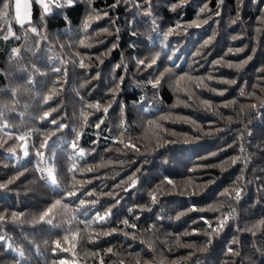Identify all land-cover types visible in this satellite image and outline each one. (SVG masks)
<instances>
[{"label":"trees","instance_id":"16d2710c","mask_svg":"<svg viewBox=\"0 0 264 264\" xmlns=\"http://www.w3.org/2000/svg\"><path fill=\"white\" fill-rule=\"evenodd\" d=\"M10 5L0 17V264H264V0H73L50 13L32 0L23 27ZM85 35L91 47L79 44ZM157 52L155 65L138 66ZM161 73L153 89L147 82ZM181 76L212 79L181 81L189 100ZM161 115H170L162 133L148 124ZM134 172L129 188L122 182ZM57 198L76 211L41 221ZM109 208L106 223L93 222ZM66 235L75 248L53 255L58 239L70 248Z\"/></svg>","mask_w":264,"mask_h":264},{"label":"snow or ice","instance_id":"6c2138e0","mask_svg":"<svg viewBox=\"0 0 264 264\" xmlns=\"http://www.w3.org/2000/svg\"><path fill=\"white\" fill-rule=\"evenodd\" d=\"M35 2L39 3V4L44 8L45 12L48 11V6H47V4L44 3V0H35ZM0 6H2V7H0V17H3V18H4V17H7V16L9 15V8H10V6H11V5H10V0H0ZM30 7H31V6H30V3H29V0H23V3H22V9H23L22 21H21V23H18V24H19L20 26H22V27H23L25 24L29 23V18H30V15H31ZM206 8H207V5H205L204 8H201V12L205 11ZM89 23H90V21H86V22H85V26H84V32H85V33L88 32ZM193 23H196V22L194 21ZM202 23H207V21H206V20H205V21H202ZM197 26H198V25H197ZM154 30H155V26H154ZM30 31L33 32V33H35V32H37V29H36L35 27H32V28L30 29ZM172 32H173V29L169 28L168 32L164 33V37H163V38H164L165 41H167L168 36L171 35ZM79 44H80L81 46H86V47H91V46H92V45H91V42H90V37H89L88 35H85L84 38L80 39ZM230 51H231V50H230ZM102 55H103V54H102ZM159 56H160V53H159V52L155 53V55L151 58V62L148 63V64H146L145 60L140 59V60H138V62H137V63H138V66L143 65V66H146V67H152L153 65H155V64L157 63V59L159 58ZM249 59H250V58H249ZM214 63H215L216 65H219V64L222 63V60H217V61H215ZM246 63H247V60H245V61H243V62H241V63L235 64V65L229 63V64H228V67H235V68H237V69H241V68H243V66H244ZM87 66H88V65H86L85 62H84V60L82 59L81 62H80V67H81V68H85V67H87ZM117 67H120V65H117ZM55 70H56V71H59V69H55ZM165 71H169V69H166ZM261 71H264V69H261ZM162 77H163V73H161V75H160L159 77H156L154 80H149V81L147 82V84L150 85L153 89H156V88L158 87V85H160ZM121 79H123V77H121ZM210 79H212L211 76H208V77L181 76V77H179L178 80H177L178 90L184 91L185 94L188 95L189 100H191V99H192L191 89H190L189 87H185V88H183V89L179 88L180 82H181V81H185V80H187V81H189L190 83H195V84H196V87L199 88V87H207V85L204 83V81H205V80H210ZM223 82H225V83H230V84H236V83H237V81H236L235 79L230 80V81L225 80V81H223ZM145 86H147V85H145ZM253 87H255V85H254ZM219 94H220V95H223L224 92L221 91V92H219ZM241 95H242V96L245 95L243 89L241 90ZM178 103H179V101H178ZM201 103L204 105V107H205L206 109L211 110L212 105H211V103H210L209 101H206V100H205V101H201ZM235 103H236V101L233 100V101L229 102L228 104H223V105H221V106H222V107H229L230 104H235ZM88 106H89L90 108H94V109H96L97 111H99V110L101 109V105L98 104V103H96V104L89 103ZM176 106H177V105H175V104L173 105V107H176ZM185 106H187V105H185ZM260 106H261V107H264V101H261ZM250 107H251L252 109H256V108H257V104L253 103V104L250 105ZM103 111H104L105 113H107V112H108V107H103ZM241 112H243V107H241ZM48 115H49L48 113H45V118H47ZM169 118H170V115H169V116L161 115V116H159L158 121H151V120H150V121L148 122V124H149V126H150L151 128H157V129H159V132L162 133V132L165 131V129L159 124V121H165V120H167V119H169ZM176 119H185V120H187V117H177ZM229 119H231V118L229 117ZM53 123H55V121H53ZM101 123H103V121H101ZM96 127L99 128L100 125L97 124ZM18 139H20V140H24V137L21 136V137H18ZM78 139H79V137H78ZM156 139L159 141V140H160V137H159V136H156ZM48 142H49V141H45L44 143H42V144L40 145V148L45 147V146L48 144ZM163 142H164V143H167L168 141H163ZM119 143L124 144V147H125V148H133V147H134V145H133L132 143H130V142L125 144L124 141H123L122 139L119 140ZM72 147H73V149H75V148L77 147V145H76L75 143H73V144H72ZM137 151H139V149H137ZM37 154H38V156L40 157L39 164H41V165H45V164H46V161L44 160V153H43V151L38 150V151H37ZM27 155H28V152L25 151V156H27ZM79 155H80V156H83V155H84V152L81 151V152L79 153ZM233 163H235V160H233ZM41 171L43 172V168H41ZM89 171H91V169H89ZM136 171L139 172L140 169H137ZM49 175H53L51 169L48 170V176H49ZM129 182H130V183H129ZM122 183H128V187H129V188H131V187H135V185L137 184L136 173L134 172L132 175H130V176L128 177V181H124V182H122ZM165 183H167L168 185H172V186H173V189H175V188L177 187L172 179H167V178H166V179H165ZM51 184L55 186V181H53ZM117 187H119V185H118ZM127 190H128V189L125 188V191H127ZM158 193H159V194H163V190L161 189V187H160L159 185L157 186V189H155V190H153L152 192L149 193L150 200H151V203H152L153 205L156 204V203L158 202V199H159ZM93 194H94V193H92V192H89V193H88V195H93ZM180 194H182V195H183V194H191V195H195V194H198V193L195 192V191H193V192H191V193H187L186 189H181V190H180ZM225 194H227V193H222V195H225ZM69 195H74V196H76V195H77V192H75V193H71V194H69ZM107 195L111 196L112 193H107ZM240 196H241V190H240V189H235V197H234V198L238 200V199L240 198ZM67 197H68V196H67ZM95 203H96V201L93 202V204H95ZM118 203H119V200H117V204H118ZM61 208L63 209V212H64V213H69V212H75V211H76L75 209H70V208H69V205H68L67 203L62 202L59 198H57V199L55 200V202H54L50 207H48L46 211L43 212V214L40 216V220H41V221H44L45 218L49 217L50 214H53L55 210H59V209H61ZM149 210H150V209H149ZM191 210H192V211H195L196 208L193 207ZM129 211L131 212L132 209H129ZM110 214H111V208H109V209H108L107 211H105L103 214H99V213L96 214V216L94 217V221H93V222L98 223V224H100V223H106L108 217L110 216ZM184 214H185L184 212H180L176 218L179 219L180 216H183ZM13 215H15V213H14ZM230 215H231V214H230ZM137 219H138V218H137ZM158 219H159V217H158ZM228 219H229V216H224V217L220 220L218 226H217L216 228H212V233L219 234V231L222 230L223 226L227 223ZM204 222H205V223H208V221H207L206 219L204 220ZM47 223L51 224V223H52V220H51V219H48V220H47ZM122 223H123L126 227H133V228L136 227L134 224H129V221H128L127 219H124V220L122 221ZM260 223H261V224H264V221H261ZM209 226L211 227V225H209ZM256 227H259V225H257ZM115 231H116L115 228L107 229V230H104V231L102 232V235L107 236V235L112 234V233L115 232ZM100 234H101V233H98V235H100ZM189 234H190V233H188V232H185V233H184V235H189ZM63 240H64V242H65L66 244H69V245H70V248H63V247H61V241L58 239V240L54 241L53 255H55L57 249H59L60 251H69L70 249H74V248H75L76 245H75L74 241L76 240V235H72L71 237H69V236L66 235V236L63 237ZM179 240H180V238L177 237V243H179ZM211 243H212V236H211V234H209V239H208V241H207V244L210 245ZM181 246H183V247H191L192 245H187V244H186V245H181ZM201 250L203 251L204 249H201ZM111 251H112V250L109 249V252H111ZM54 264H57V262H54ZM58 264H72V262H69V261H66V260L61 259V260L58 261Z\"/></svg>","mask_w":264,"mask_h":264},{"label":"rangeland","instance_id":"374dc122","mask_svg":"<svg viewBox=\"0 0 264 264\" xmlns=\"http://www.w3.org/2000/svg\"><path fill=\"white\" fill-rule=\"evenodd\" d=\"M61 1H66L67 4H69V5L73 4V0H44V3L47 4V6H48V11L45 12L44 8L39 3H37V2L36 3L41 6L44 13H50L53 9L52 6H58ZM22 3H23V0H13L14 18H15V21L17 24L21 23V21H22V16H23ZM29 3L31 6L32 0H29ZM30 12H31V7H30ZM30 19H31V15H30L29 21H30ZM9 34H11L10 29H8V31H7V35H9Z\"/></svg>","mask_w":264,"mask_h":264}]
</instances>
